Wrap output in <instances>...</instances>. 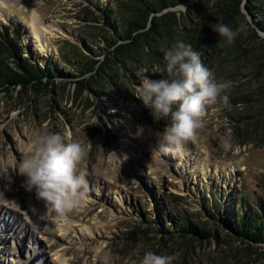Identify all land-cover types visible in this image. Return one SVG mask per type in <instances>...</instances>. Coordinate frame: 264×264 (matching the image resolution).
Wrapping results in <instances>:
<instances>
[{
	"label": "rangeland",
	"instance_id": "1",
	"mask_svg": "<svg viewBox=\"0 0 264 264\" xmlns=\"http://www.w3.org/2000/svg\"><path fill=\"white\" fill-rule=\"evenodd\" d=\"M115 1L0 0V30L21 25L25 55L74 73L89 47V58L106 63V71L96 77L57 73L54 85L39 90L0 88V264H139L147 251L176 255L173 264H264V243L249 245L227 221L241 197L264 203V127L246 129L239 122L258 108L245 97L256 85L227 71L237 64L241 70H264V55H237L227 44L209 70L216 81L231 86L208 106L204 127L182 153H162L154 133L163 131L169 119L154 120L135 92L144 79L165 75L166 61L141 48L115 52L125 41L110 48L114 53L104 52L109 44L104 38L113 35L105 17ZM202 6L210 10L213 2ZM187 8L173 10L180 17ZM35 19H40L37 27ZM244 27L249 39L252 27ZM255 39L249 40V50L264 40ZM178 40L173 24L170 47ZM84 78L88 82L80 85ZM137 125L145 128L141 137L134 136ZM35 130L79 141L86 151L79 166L86 173V193L62 216L37 198L35 188L28 190L27 178L15 168L30 154ZM221 137L230 139L228 151L221 148ZM214 200L217 209L223 207L217 217L209 211ZM161 213L187 218L214 235L166 234L162 227L175 222L164 221Z\"/></svg>",
	"mask_w": 264,
	"mask_h": 264
},
{
	"label": "trees",
	"instance_id": "2",
	"mask_svg": "<svg viewBox=\"0 0 264 264\" xmlns=\"http://www.w3.org/2000/svg\"><path fill=\"white\" fill-rule=\"evenodd\" d=\"M188 0H116L115 9L108 10L105 21L110 26L112 34L111 39L105 37L104 41L108 48L104 47V52L114 53L110 50L119 41H125L118 45L115 52L123 54L129 48H141L149 55L160 54L170 48L168 37L169 28L173 24L178 26L181 40L191 44L192 47L201 54L203 64L210 69L215 60H221L224 56L223 49L227 43L218 33L213 31L215 25L223 23L235 29L239 25H248V22L242 13L243 0H199L192 6H189L185 12H181L178 17L177 6ZM213 2L210 10H204L203 4ZM246 8L253 16L254 22L264 31V0H247ZM21 25L9 24L3 25L0 30V88L10 91L11 86H21L24 90H39L44 86L55 84L57 73H62L74 78L86 75H102L106 71V63L98 65L99 60L91 59L86 54L87 51H93L86 47V52H82L86 57L79 67L74 66L72 72L57 71L55 64L47 61L46 64L40 60L34 59L31 55H25V46L21 41ZM253 36L242 32L234 44L228 45L230 51L237 55L250 52L253 57L264 55V40L253 30ZM117 38H114V37ZM261 39L258 47H252L249 50L247 45L250 41ZM247 40V42H246ZM247 52V53H246ZM97 55H101L98 53ZM237 55H234L236 58ZM63 60V58H61ZM67 59V58H66ZM109 59V57H108ZM237 59V58H236ZM59 60V59H58ZM258 67L259 62H255ZM235 70H228L227 75L234 79L249 82H255V88L245 96L249 102L258 104L255 113L248 114L246 120H239L240 125L246 129L254 126L257 128L262 124L264 127V70H241L239 64ZM109 67V66H108ZM80 85L88 82L87 78L77 81ZM240 126V127H241ZM235 199V198H231ZM232 201V200H231ZM218 201L214 200L209 206L210 213L217 217L223 210ZM228 213V212H227ZM230 216L227 218L228 227L233 234L242 239L249 245L264 243V203H257L241 197L236 210H229ZM228 213V214H229ZM177 216V215H176ZM161 213V217L166 220L171 219L175 223L172 226L162 227L166 234L179 235L182 237H192L200 235L201 238H208L214 234L204 233L196 225L192 224L187 218H178V216ZM167 224V222H166ZM192 235V236H191Z\"/></svg>",
	"mask_w": 264,
	"mask_h": 264
},
{
	"label": "clouds",
	"instance_id": "3",
	"mask_svg": "<svg viewBox=\"0 0 264 264\" xmlns=\"http://www.w3.org/2000/svg\"><path fill=\"white\" fill-rule=\"evenodd\" d=\"M213 31L231 45L245 31L243 25L233 29L226 24L215 25ZM164 72L159 79H144L135 95L150 110L154 120L168 118L163 131H156V148L162 153L180 154L186 142L195 140L204 127L208 106L217 103L221 93L231 86L230 81L218 82L203 64L201 54L191 44L176 41L164 55ZM225 104L228 96L222 97ZM143 125H137L134 136L144 135ZM220 146L231 149L230 139L221 137ZM30 153L15 168L24 175L29 191L59 215L77 207L86 193V173L80 170L86 151L76 140L58 133L35 130L27 148ZM6 172V169L4 170ZM176 255L144 253L139 264H173Z\"/></svg>",
	"mask_w": 264,
	"mask_h": 264
},
{
	"label": "water",
	"instance_id": "4",
	"mask_svg": "<svg viewBox=\"0 0 264 264\" xmlns=\"http://www.w3.org/2000/svg\"><path fill=\"white\" fill-rule=\"evenodd\" d=\"M198 0H188L187 2L181 4L182 6H177L176 8H173V9H181V8H187L189 6H192L194 3H196ZM246 2L247 0H243L242 1V4H241V7H242V13L244 14L247 22L249 25H251L252 27V31L255 30L257 33H258V36L263 39L264 38V31H262L258 26L257 24L254 22V20H251V14L249 13V11L247 10L246 8Z\"/></svg>",
	"mask_w": 264,
	"mask_h": 264
},
{
	"label": "bare ground",
	"instance_id": "5",
	"mask_svg": "<svg viewBox=\"0 0 264 264\" xmlns=\"http://www.w3.org/2000/svg\"><path fill=\"white\" fill-rule=\"evenodd\" d=\"M39 22H40V19H37V20L35 19L34 22H32V25H34V27H37L36 24H38ZM34 33H36V35H38V32H34ZM61 264H65V260H62Z\"/></svg>",
	"mask_w": 264,
	"mask_h": 264
}]
</instances>
